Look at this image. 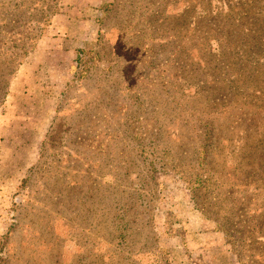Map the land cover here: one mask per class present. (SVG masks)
<instances>
[{"label": "rangeland", "instance_id": "374dc122", "mask_svg": "<svg viewBox=\"0 0 264 264\" xmlns=\"http://www.w3.org/2000/svg\"><path fill=\"white\" fill-rule=\"evenodd\" d=\"M31 1L0 0V59L11 25L35 28ZM90 15L87 44L126 65L99 91L122 97L70 133L85 147L66 164L61 132L42 142L63 84L29 164L0 161V264H264V0H102Z\"/></svg>", "mask_w": 264, "mask_h": 264}, {"label": "crops", "instance_id": "0c3cea01", "mask_svg": "<svg viewBox=\"0 0 264 264\" xmlns=\"http://www.w3.org/2000/svg\"><path fill=\"white\" fill-rule=\"evenodd\" d=\"M59 1L62 7L51 16L33 49L15 69L1 104L0 137L4 139L0 143L8 146L0 147V161H10L11 166L20 167L22 161L21 168L26 167L33 158L34 147L52 113L50 105L66 80L74 48L88 39L94 27L90 13L102 0ZM185 237L187 242L190 235ZM204 258L214 263L209 255Z\"/></svg>", "mask_w": 264, "mask_h": 264}, {"label": "trees", "instance_id": "16d2710c", "mask_svg": "<svg viewBox=\"0 0 264 264\" xmlns=\"http://www.w3.org/2000/svg\"><path fill=\"white\" fill-rule=\"evenodd\" d=\"M22 1V0H21ZM34 1V0H32ZM31 1V2H32ZM40 2V6L35 9V5ZM45 0H37L34 4L35 13L33 18L26 21V24L29 25V22L34 23V27L29 30H25L22 34L17 31H13V25L10 26L11 31H9V35L15 34L14 36H8V40L4 42V46L6 47L7 53L2 54V59H0V65L5 66L6 70L2 76H0V105L3 102L5 93L7 91L8 82L13 75L17 66L21 63L22 59L26 56L28 52L33 49L35 41L41 35V31L45 27V25L49 22V19L54 13V7L51 9L48 4H44ZM52 3H55V0H52ZM38 5V4H37ZM28 9L25 7L24 12ZM37 30V34L34 36V31ZM91 38L87 39L90 40ZM87 40L81 41L75 48L73 57L69 63V66H73L71 72L68 75V79L64 82L63 89L60 91L61 101L57 108L56 114L52 117V122L48 126L47 133L42 141L44 145L48 144L53 135H55L56 131L61 132V136L64 137L63 148L65 149V159L66 164L67 161L72 157V152L75 149H83L85 145L80 143L77 139V143L74 140L69 141L70 133H74L75 131H80L85 129L84 126L89 124H97L100 119L104 118L106 115V111H109V104L115 103L118 104V101L122 96L119 95L121 91L122 85L115 84L116 88L111 90L112 87L109 86L107 90H110L109 93H103L99 91V89L105 85L103 84V73L105 72H123L125 71L126 65H121L118 63H112L116 60L114 47L113 45L108 44L104 46L101 37L97 39V44L95 43L92 46L87 44ZM2 44V42H1ZM3 45V44H2ZM102 46L105 50L110 53V57H114V61H109L104 63L106 60L102 51ZM101 47V48H100ZM90 56L88 60H85V55ZM106 54V53H105ZM90 78H92L91 83L89 82ZM89 84V85H88ZM108 101V103H107ZM72 105V109L69 108ZM67 110L69 114L66 113L60 114L61 110ZM89 112V117L91 120H83V114ZM91 112V113H90ZM100 114V115H99ZM91 122V123H90ZM88 131L91 129H87ZM96 135H103L102 129L93 128ZM84 133V131H83ZM83 135V134H82ZM77 136V135H76ZM75 144V145H74ZM92 145V144H91ZM103 145H100L102 148ZM80 159V158H79ZM57 162H60L59 160ZM64 163V162H63ZM65 165V164H63ZM62 165V169L63 166ZM75 184V183H74ZM205 214V213H204ZM210 219L214 220L216 224H220L218 219L214 217H210ZM226 233V227L221 229ZM121 238L125 237V234L119 235ZM153 236V233L151 234Z\"/></svg>", "mask_w": 264, "mask_h": 264}]
</instances>
